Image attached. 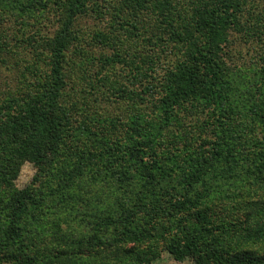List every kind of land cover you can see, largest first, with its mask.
Segmentation results:
<instances>
[{
    "label": "trees",
    "instance_id": "16d2710c",
    "mask_svg": "<svg viewBox=\"0 0 264 264\" xmlns=\"http://www.w3.org/2000/svg\"><path fill=\"white\" fill-rule=\"evenodd\" d=\"M189 1L0 0V59L31 55L0 99V264H264V2ZM88 12L108 26L90 40ZM234 33L260 49L242 82L223 60ZM85 41L133 69L129 85L98 74L125 113L93 118L68 96ZM26 161L40 186L19 190Z\"/></svg>",
    "mask_w": 264,
    "mask_h": 264
},
{
    "label": "rangeland",
    "instance_id": "374dc122",
    "mask_svg": "<svg viewBox=\"0 0 264 264\" xmlns=\"http://www.w3.org/2000/svg\"><path fill=\"white\" fill-rule=\"evenodd\" d=\"M181 1L186 3L190 2L189 0ZM256 1L264 2V0ZM48 17L52 20L53 23H51L49 27H45L42 31L45 35L51 37L52 33L54 32V28L57 26V23L55 21V14L51 13L48 15ZM15 24L16 23L14 22V25ZM7 25L13 27V24L11 22H7ZM76 25H78L80 35L85 36L87 40H90V34L100 29L108 31V26L106 22L99 20L95 14H91L90 12H88L87 15H83L82 17H80ZM15 31L17 32V30ZM165 36L166 38H168L167 35ZM165 36H163L164 38L162 40H167ZM158 40H161L160 36L153 41L154 43H150L146 40V43L143 44L142 47H138L136 53L141 50H144L147 53H152L155 49L158 50L159 45H155L157 44L155 43V41ZM136 44L137 43H135V45ZM82 45L84 48L87 49V51L90 52L88 53L89 57L85 58L83 56H80L79 53L75 54L73 52L74 47L72 46V51L70 50V56L67 60L68 72H70L72 76L69 82L67 83L66 92L67 94H69L68 96L76 95L81 99L83 98V101H81L83 102V111H91L90 114H93V118L99 115H107L108 112L106 111H110L112 114L115 115L125 113L129 110V108L126 107L125 104H117V102H115L113 98L103 96L102 92L104 91L105 95L106 90H108V85L101 89L103 84L100 81L101 76L99 78L98 74L99 72H101L103 77V74H105L107 69L110 68L112 73H115L112 78V81H118V79H120L121 82H124L125 84L129 85L133 69L118 63H115L114 67H105L107 66L105 65L107 63H104V59L113 56V54L115 53V47L103 48L100 46H94L89 41H85L84 43H82ZM127 45L128 44H119L120 47H124ZM160 45L163 48V46L167 44L161 42ZM130 48L131 46H128V48H126L125 50L129 51ZM259 51L260 49H258L256 45H253L251 43H244L241 40L240 36H237V34L234 33L230 36L227 47L224 50V64L230 71H232V73H235L237 76H239V82H242L246 78L254 77L255 72L257 71V66H259L261 63L259 59L260 57L258 56ZM164 55H162L161 57H164ZM4 56L6 57L4 61L0 59V99L9 97V93L14 96H18V92L21 91L22 87L21 81L23 73L25 71L26 66L28 65V61H30L31 58L29 52H26L24 49L18 50L15 55L13 54V52H6ZM91 56H93L94 59H92ZM171 56L172 55H170L169 58ZM158 73L162 74V69H158ZM73 87L75 88L74 92L72 91ZM107 94L108 96H110V93L108 91ZM77 118H79V116ZM200 118H202L203 120L204 116L202 115L200 116ZM261 130V127L255 128V132L252 134V137H259L260 139H262L264 137V133L261 132ZM37 173L38 170L35 167L34 163L28 161L24 162L23 165L20 167L18 178L13 181L14 187L19 190H23L31 184L40 186V182H36ZM153 264L194 263L192 260L178 262L170 254H168L167 252H163L161 255V259L155 261Z\"/></svg>",
    "mask_w": 264,
    "mask_h": 264
}]
</instances>
